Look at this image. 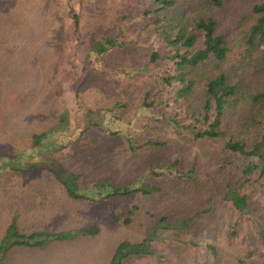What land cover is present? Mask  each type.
<instances>
[{"label": "rangeland", "instance_id": "rangeland-1", "mask_svg": "<svg viewBox=\"0 0 264 264\" xmlns=\"http://www.w3.org/2000/svg\"><path fill=\"white\" fill-rule=\"evenodd\" d=\"M127 1L0 0V164L4 169L0 171V239L14 216L26 233L74 232L42 246H13L1 255L0 264H264L260 233L264 186L244 182L239 189L249 194L253 214L257 211L250 218L235 215L231 203L217 193L220 185L229 182L224 177L241 174L247 157L223 150L220 137L195 142L167 124L141 127L140 121L145 124L150 118L142 112L134 118L127 113L126 119L132 122L138 144L153 138L165 145H145L133 152L121 135L113 136L119 125L133 133L114 120L110 108L117 98L133 112L147 88L156 86L154 96L161 94L151 72L129 80L113 69L130 61L126 52H108L106 65L87 57L93 40L115 32ZM71 4L79 15L77 30ZM231 64L227 61L225 66ZM252 71L245 79L258 92ZM65 108L76 112L73 129L61 123ZM89 111L85 129L82 118ZM234 119L224 115V138L250 141V134ZM42 133H47V140L36 145L34 135ZM177 159L181 161L176 169ZM34 161L40 162L37 168L27 167ZM190 167L195 169V181L178 171ZM52 168L61 175L81 174L83 188L111 180L120 186L136 182L160 190L76 200ZM259 172L244 178L254 180ZM210 197L217 214L206 213L182 226L183 219L206 207ZM231 224L236 234L231 233ZM95 228L99 232L84 231ZM125 241L130 247L140 245V252L115 262L118 246Z\"/></svg>", "mask_w": 264, "mask_h": 264}, {"label": "trees", "instance_id": "trees-1", "mask_svg": "<svg viewBox=\"0 0 264 264\" xmlns=\"http://www.w3.org/2000/svg\"><path fill=\"white\" fill-rule=\"evenodd\" d=\"M75 30L79 27V15L73 4L69 6ZM264 0H128L125 11L120 13L115 32L96 38L91 42L87 57L96 63L106 65L108 52H126L128 63L113 67L124 73L129 80L151 72L153 83L160 88L161 94L154 96L155 88L146 89L142 103L135 104V111L120 98L115 100L111 111L116 123L126 124L127 133L120 128L115 129L113 136L121 135L130 149L138 151L141 146H163L164 140L149 138L138 144V135L134 132L132 122L126 119L142 112L150 117L141 127L170 125L178 129L184 138L196 141H209L216 138L222 149L247 157L248 162L242 166L237 177H224L225 187L218 188L225 200L239 216L251 217L255 211L250 206L249 194L239 191L246 183L260 182L264 186ZM235 49H237L235 51ZM144 57V58H143ZM141 58L145 59V61ZM232 64L227 68L226 62ZM143 62V64H142ZM253 70L256 86L255 92L251 82L245 79L246 73ZM171 109V110H170ZM162 110V111H161ZM168 111V112H167ZM170 112L171 115H166ZM76 112L65 108L61 123L73 129L77 120ZM92 112H85L82 120L85 129L88 117ZM127 113L130 114L127 116ZM231 114L236 126L252 137L250 141L235 136L224 138L226 131L224 115ZM258 124L255 125L256 121ZM152 123V124H151ZM234 135V134H232ZM47 133L34 135L36 145L47 140ZM43 140V141H42ZM252 141V143H250ZM55 144V143H54ZM58 147V146H56ZM180 159L175 162L176 169ZM225 161V160H224ZM40 162L34 161L27 167L37 168ZM0 164V171L3 169ZM23 166L17 170H22ZM175 167V166H174ZM226 169L225 164H222ZM4 170V169H3ZM56 179L64 186L67 194L76 200L98 201L115 196L132 193H153L160 188H149L140 184L127 183L116 185L111 180H102L92 187H81V174L68 171L59 174L56 168L51 169ZM260 170L256 179L250 180L255 171ZM181 177L191 181L197 179L195 169L190 167L179 169ZM244 175H250L244 178ZM208 189V188H207ZM91 190L92 194L87 191ZM207 193L210 194L209 191ZM212 198L207 200L206 207L183 219L182 226L190 221L198 220L206 213L216 215ZM164 221L168 219L162 218ZM233 217L229 216L228 221ZM231 233L236 234L235 225L231 224ZM237 225V224H236ZM262 227V228H261ZM261 241L264 245V225L260 224ZM86 233L99 232V228L85 229ZM74 234L73 230L55 232L21 231L16 216L7 225L0 239V258L7 254L13 246H42L49 239L62 241ZM145 238L144 241H148ZM143 241V242H144ZM142 244V242H141ZM129 242L119 244L114 261L121 263L122 258L133 252H140L136 245L130 247Z\"/></svg>", "mask_w": 264, "mask_h": 264}]
</instances>
